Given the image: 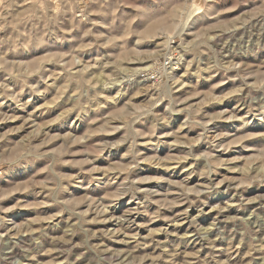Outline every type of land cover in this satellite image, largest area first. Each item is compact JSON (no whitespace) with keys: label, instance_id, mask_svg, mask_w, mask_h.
<instances>
[{"label":"rangeland","instance_id":"1","mask_svg":"<svg viewBox=\"0 0 264 264\" xmlns=\"http://www.w3.org/2000/svg\"><path fill=\"white\" fill-rule=\"evenodd\" d=\"M197 2L0 0V264H264V0Z\"/></svg>","mask_w":264,"mask_h":264},{"label":"bare ground","instance_id":"2","mask_svg":"<svg viewBox=\"0 0 264 264\" xmlns=\"http://www.w3.org/2000/svg\"><path fill=\"white\" fill-rule=\"evenodd\" d=\"M196 1H198L199 3H201L202 0H196ZM198 2H197V3H198ZM199 3H198V4H199ZM205 237H206V236H205Z\"/></svg>","mask_w":264,"mask_h":264},{"label":"built area","instance_id":"3","mask_svg":"<svg viewBox=\"0 0 264 264\" xmlns=\"http://www.w3.org/2000/svg\"><path fill=\"white\" fill-rule=\"evenodd\" d=\"M141 77H145V75H141Z\"/></svg>","mask_w":264,"mask_h":264}]
</instances>
